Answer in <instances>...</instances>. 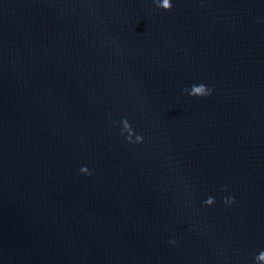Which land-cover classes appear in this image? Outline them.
<instances>
[{
    "label": "water",
    "instance_id": "obj_1",
    "mask_svg": "<svg viewBox=\"0 0 264 264\" xmlns=\"http://www.w3.org/2000/svg\"><path fill=\"white\" fill-rule=\"evenodd\" d=\"M158 3L0 0V264H264V0Z\"/></svg>",
    "mask_w": 264,
    "mask_h": 264
},
{
    "label": "clouds",
    "instance_id": "obj_2",
    "mask_svg": "<svg viewBox=\"0 0 264 264\" xmlns=\"http://www.w3.org/2000/svg\"><path fill=\"white\" fill-rule=\"evenodd\" d=\"M158 7L162 8L164 10H170L172 7L171 0H162V3H158ZM183 91L188 93L189 95H191L193 97H203V96L210 95L212 90L209 89L204 84H199V85H193L190 90L188 88H185ZM122 125H123V131L128 133L127 139L131 142V138H132V135L134 133H133V130L131 129V126H130V124L126 118L122 120ZM142 139L143 138L141 136L136 135L135 142H137V143L142 142ZM81 172L84 174H88V175L91 174L87 167H82ZM214 202H215V198L210 196L205 200L204 203L208 206H211L212 204H214ZM224 203H226V204L234 203V198H225ZM259 259H264V251H262L258 255L257 260H259Z\"/></svg>",
    "mask_w": 264,
    "mask_h": 264
}]
</instances>
